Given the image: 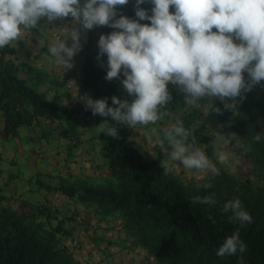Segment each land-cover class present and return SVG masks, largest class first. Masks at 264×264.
Segmentation results:
<instances>
[{
	"label": "clouds",
	"instance_id": "obj_1",
	"mask_svg": "<svg viewBox=\"0 0 264 264\" xmlns=\"http://www.w3.org/2000/svg\"><path fill=\"white\" fill-rule=\"evenodd\" d=\"M131 2L134 17L118 14L120 6L130 0H0V49L16 47L24 32L37 28L42 19L51 23L70 18L73 26L64 28L48 47L54 63L66 71L73 68V58L83 47L82 33L97 26L110 27L112 31L98 37L96 59L106 69L105 79L119 80L127 95H113L111 104L108 97L88 94L81 100L92 115L109 118L105 120L111 123L100 132L114 138L119 137V125L159 121L173 100L169 84L183 94L184 103L196 105L206 98L208 110L219 113L213 97L225 108H235L238 98L264 82V0ZM163 135L170 146L169 160L187 169L219 175L217 164L234 167L227 151L218 149L214 163L205 151L189 143L190 132L181 118L165 128ZM253 139L259 142L264 136L258 132ZM228 142L224 140L225 146ZM192 202L214 205L216 200L208 194L197 195ZM222 210L230 213L229 221L252 222L238 197L225 201ZM246 247L237 229L221 241L216 255H242Z\"/></svg>",
	"mask_w": 264,
	"mask_h": 264
},
{
	"label": "trees",
	"instance_id": "obj_2",
	"mask_svg": "<svg viewBox=\"0 0 264 264\" xmlns=\"http://www.w3.org/2000/svg\"><path fill=\"white\" fill-rule=\"evenodd\" d=\"M142 7L150 8V5ZM118 14L134 17L131 0L129 4L120 6ZM103 29L112 31L108 26H103ZM86 33L87 41L81 50V73L70 69L68 75L78 81L92 98L108 97L111 104L113 95L123 98L127 94L122 91L119 80L105 79V67L100 66L89 53L92 29ZM10 53L9 46L0 49V116L1 133L5 136H15L19 125H30L43 113H47L51 121L55 118L67 121L71 130L82 120L87 121L90 129L111 123L105 120L109 118L92 115L84 105L57 104L55 95L52 99L44 97L19 75L21 68L8 56ZM31 70L38 79L42 76L45 80L44 70ZM262 87L259 98H253L252 87L242 99L238 98L235 108H225L223 102L213 97L221 111H208L206 120L225 135L235 129L245 130L253 150L264 154V145L253 139L259 132V119L264 115V82ZM202 127L194 130L195 135ZM118 132V138L107 136L100 130L97 133L100 154L115 170V186L40 184L81 203H104L112 210H121L136 228L139 245L154 259L153 264H264V223H259L251 212L253 219L250 224L229 221V214L219 205L217 186L185 188L181 179L165 178L161 152L154 157H146L129 139L126 125H119ZM205 150L208 154L212 152L210 143L205 144ZM208 194H214V205L192 202L193 197ZM67 219L74 221L76 218L72 214ZM23 221V217L17 218L13 212L0 214V264H56L53 248L57 239L51 232L39 233L41 228L31 225L33 221ZM237 229L247 246L245 253L217 256L216 249L221 241ZM60 257V264H73L69 255Z\"/></svg>",
	"mask_w": 264,
	"mask_h": 264
},
{
	"label": "crops",
	"instance_id": "obj_3",
	"mask_svg": "<svg viewBox=\"0 0 264 264\" xmlns=\"http://www.w3.org/2000/svg\"><path fill=\"white\" fill-rule=\"evenodd\" d=\"M65 79L66 85H70L69 77ZM55 125L56 122L45 119L41 123L19 125L15 138L24 146L16 154L10 153L11 142L0 145V166L5 168L0 172V214L13 212L17 218L33 221L42 230L46 229L44 232H51L57 239L53 248L55 256L69 255L73 264H153L154 259L139 245L136 228L121 210H112L104 203H81L40 184L101 187L117 184L113 182L117 179L115 170L99 154L98 132L94 136L88 133L89 138L80 136L81 142L67 157L66 150L73 137L58 136ZM135 147L146 156L142 149ZM169 149L161 152L163 172L169 167L168 177L181 179L180 170L187 168L177 167L169 160ZM11 157L17 163L9 168ZM72 214L76 218L74 221L67 219ZM71 239H78V248L69 245Z\"/></svg>",
	"mask_w": 264,
	"mask_h": 264
},
{
	"label": "rangeland",
	"instance_id": "obj_4",
	"mask_svg": "<svg viewBox=\"0 0 264 264\" xmlns=\"http://www.w3.org/2000/svg\"><path fill=\"white\" fill-rule=\"evenodd\" d=\"M72 26L73 22L69 18L51 23L46 19H42L37 28L24 32L21 39L16 42V47L9 46L11 48V53L8 56L21 68L19 75L25 77L31 86L43 93L44 97L52 99L55 95L54 101L57 104L78 103L84 105L81 97L85 94H90L82 89L78 81L68 75V70L62 71V69L54 63L48 53L50 43L63 33L65 30L64 28ZM75 26L79 27L78 23ZM101 33L106 34L108 31H105L103 26H97L92 29L89 53L95 59L98 51L97 40ZM81 40L84 46L87 41L86 31L82 33ZM81 50L74 56V66L71 68L79 73H81V64L83 60ZM101 59L104 62L106 61V57H102ZM96 61L101 66V62L97 59ZM27 68H29V70ZM34 68H41L44 70L45 80H43L42 76L38 79L34 71L31 70ZM68 77L70 79V85H66L67 80L65 78ZM168 87L173 100L166 106L165 115L155 124H137L135 127L127 126L131 142L142 149L146 156L156 155L158 152L170 148L164 138L163 130L173 124L177 118L183 119L185 127L190 132L188 138L189 143H194L197 147H200L214 163L216 162L217 150H225L230 154V158L234 164V167L231 169L217 164V167L220 168L219 175H213L210 171L181 169V181L185 188H192L193 186L200 185L206 187L215 185L218 188L217 198L221 208L225 201L238 197L246 210L255 215L259 223H264V154L253 150L249 143L248 133L245 130L235 129L231 131L229 135H225L219 133L217 128H213L211 123L206 120V115L209 111L207 107L208 100L206 98L198 101L196 105H188L184 103L183 96L176 86L169 84ZM262 90V82L253 86V98H259ZM44 119L51 121L49 115L43 113L33 122L41 123ZM53 121L56 122L54 128L58 136L66 134L68 138L71 136L73 137L71 140L69 139V146L66 150L67 157L72 155L74 148H76L74 146L81 142L80 136L89 138V134H93L94 136L95 132L100 130V127L90 129L85 120H82L76 126L75 130H71L69 128V123L63 119L57 120V118H55ZM1 125L2 118L0 116V145L2 143L11 142L12 151H10V153L13 152V154H16L19 148L21 151V146L24 145L21 144L20 146L19 143L16 142L15 136L9 137L1 133ZM202 125L203 127L201 130L195 135L194 130ZM38 130L40 129L38 128ZM45 131L46 128H44V132ZM75 133H77V136L74 135ZM259 133L264 136V115L259 119ZM225 139L229 141L227 146L224 144ZM259 142L264 145V139ZM206 143L211 144L212 152L210 154L205 150ZM245 147H247V151H245ZM26 151L30 152L31 149H26ZM16 163L17 160H14L13 157L8 159L9 168L15 166ZM175 163L177 167L180 165L177 162ZM3 170H5V168L0 166V172ZM168 170L169 167L163 172L165 178L168 177ZM187 172L189 175H186ZM113 182L116 184L117 179L115 178ZM228 214L230 215V213ZM30 224L33 225L34 222ZM34 228L38 230V227ZM44 230L39 229V233L44 234ZM60 262V255L55 256L54 263L60 264Z\"/></svg>",
	"mask_w": 264,
	"mask_h": 264
},
{
	"label": "built area",
	"instance_id": "obj_5",
	"mask_svg": "<svg viewBox=\"0 0 264 264\" xmlns=\"http://www.w3.org/2000/svg\"><path fill=\"white\" fill-rule=\"evenodd\" d=\"M69 245L72 247V248H78L79 247V242L78 240L76 239H72L69 243Z\"/></svg>",
	"mask_w": 264,
	"mask_h": 264
}]
</instances>
